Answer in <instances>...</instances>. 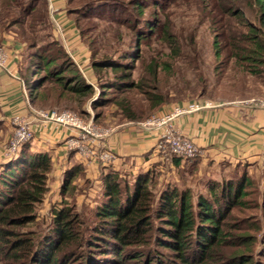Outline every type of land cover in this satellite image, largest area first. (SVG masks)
Instances as JSON below:
<instances>
[{
  "label": "trees",
  "instance_id": "1",
  "mask_svg": "<svg viewBox=\"0 0 264 264\" xmlns=\"http://www.w3.org/2000/svg\"><path fill=\"white\" fill-rule=\"evenodd\" d=\"M101 1L99 7L113 5L109 4L111 0ZM146 1L150 0H136L127 4L129 12L125 10L131 15V28L143 31L137 33V40L146 37V28H157L154 22L143 19L149 4ZM233 1L213 0L218 10L240 21L236 27L228 23L226 29L215 34V55L220 58L226 51L245 71L261 76L264 0H248L255 21L246 18ZM83 10L88 17L87 13L91 17L98 13L94 6ZM79 33L86 45L84 33ZM166 37L172 46L176 45L173 35L166 32ZM86 46L91 82L58 41L53 39L45 46L33 41L31 59L25 66L21 61L30 104L50 99L51 94L43 91L48 82L57 85L58 100L74 98L82 108L97 91L91 109H96L99 98L115 100L104 98L105 91L123 92L137 86L132 80L133 63L115 62L112 57L94 58L90 46ZM136 48L130 46L119 59H134ZM156 71L154 67L152 75L156 76ZM109 73H113L112 79ZM32 83L37 89L35 96ZM118 106L128 116L127 121H138L127 100L119 101ZM87 111L85 107L83 112ZM100 116L94 114V120ZM29 143L0 166V264H264V172L252 177L246 165L232 168L220 179H209L208 193L196 196L190 187L179 188L171 182L161 186L156 180L158 175L151 171L139 175L133 185L107 173L93 222L83 218L75 203L63 202L51 211L49 228L37 231L30 226L38 221L36 208L49 191L54 164L47 153L31 150ZM81 170L76 165L64 172L60 194L77 189L73 180Z\"/></svg>",
  "mask_w": 264,
  "mask_h": 264
},
{
  "label": "rangeland",
  "instance_id": "2",
  "mask_svg": "<svg viewBox=\"0 0 264 264\" xmlns=\"http://www.w3.org/2000/svg\"><path fill=\"white\" fill-rule=\"evenodd\" d=\"M57 1L0 0V46L5 47L11 56L8 46L18 45V56L25 66L35 51L30 47L33 41L44 46L50 44L53 39L59 42V38L64 36L62 23L69 19L71 21L68 22L78 26V34L80 31L84 33V41L90 46L94 58L112 57L115 62L133 63L132 80L137 86L123 92L109 89L105 91L107 95L104 98L115 100L104 101L99 98L98 108L91 109L90 104L97 98V91L82 108V104L74 98L58 100V89H55L57 85L48 82L43 91L51 94V97L47 102L39 101L37 108L82 113L85 116H82L83 118L93 120L97 130L105 131L127 122L128 116L126 113L123 115L118 106V102L123 99L127 100L129 110L137 117L138 121L135 122L139 123L176 104L192 101L209 102L212 106L218 103L248 102L262 107L264 74L256 76L248 73L237 65L235 59L228 56L226 51L220 58L215 55V34L226 29L228 23L232 22L236 27L240 21L218 10L213 0H156L157 4H154L153 0L146 1L149 4L145 8L143 19L154 22L157 28L154 31L146 28V37L142 40H137V33L143 31H138L136 27L133 30V23L129 21L131 15L125 13V10L130 11L127 4L136 0H111L109 4L114 6L109 7H99L101 0H64L61 14V10H56ZM233 3L236 8L241 9L246 18L255 21L248 0H234ZM119 5L122 6L118 7ZM90 6H94L95 11H98L97 14L94 13V17H91L90 13H87L90 17L83 13V8ZM62 14H66L68 19H64ZM166 32L174 36L175 46L168 41ZM56 34L60 37H56ZM224 42L221 41L222 44ZM130 46L137 47L135 58L119 59ZM154 67L157 70L156 76L152 75ZM108 77L112 79L113 73H109ZM32 85L31 91L35 96L37 89L34 83ZM85 107L88 114L83 112ZM97 113H101V116L95 121L94 114ZM12 132V126L9 131L0 111L1 163L7 161L3 150L8 145ZM201 171L197 158L187 159L183 169H179L176 174L179 181L174 182L176 177L169 180L179 188L190 187L195 196L199 193L207 194L209 178L206 170L203 174ZM157 177V182L161 186L165 185L166 180L161 172ZM258 181L261 184L260 176ZM91 184L88 180L80 181L75 184L77 189L69 191L66 195L49 189L44 201L36 208L38 221L30 228L37 231L49 228L51 211L62 206L63 202L75 203L83 218L93 222L95 208L101 202L102 191L92 188ZM88 193H91V198ZM57 197L59 201H53Z\"/></svg>",
  "mask_w": 264,
  "mask_h": 264
},
{
  "label": "crops",
  "instance_id": "3",
  "mask_svg": "<svg viewBox=\"0 0 264 264\" xmlns=\"http://www.w3.org/2000/svg\"><path fill=\"white\" fill-rule=\"evenodd\" d=\"M57 4L56 10L59 9V13H63L64 0H58ZM64 19H68L66 14ZM68 21L71 20L62 23L64 36L61 38L56 34V37H60L62 47L91 82L89 79H92L93 75L90 69V53L74 23ZM12 46H8L12 54L7 68H0V111L9 131L13 115L24 114L34 118L26 101L27 91L22 75V62L18 56L19 46ZM31 106L39 109L36 104ZM34 119V123L42 121L44 126L42 129H35V136L29 144L31 150L47 153L51 157L54 167L49 175L48 186L51 191L59 194L64 172L76 165H80L82 170L73 183L88 180L92 183V188L102 191L103 176L107 173H112L120 180L133 185L141 174L147 175L151 171L152 175H159L161 172L169 183V179L177 176L187 160H174L164 153L157 152V129L145 128L139 122L127 121L112 129L103 130L98 140L100 145H106L113 150L116 159L108 165L89 166L79 154L65 146L66 138L73 135L75 130L41 118ZM173 126L192 138L200 148L198 164L202 174L206 170L209 179H220L232 168L243 165L247 166V172L252 177L264 172V107L248 102L218 103L178 116L173 121ZM1 155L2 153L0 157ZM3 162L0 161V166ZM174 180L178 182L179 178ZM88 194L91 198V193ZM56 200L59 201L58 197L53 201Z\"/></svg>",
  "mask_w": 264,
  "mask_h": 264
},
{
  "label": "built area",
  "instance_id": "4",
  "mask_svg": "<svg viewBox=\"0 0 264 264\" xmlns=\"http://www.w3.org/2000/svg\"><path fill=\"white\" fill-rule=\"evenodd\" d=\"M10 59L9 51L0 46V68L6 69ZM80 68V66H79ZM81 70V68H80ZM82 71V70H81ZM26 101L33 112L34 118H41L44 121H51L59 126L75 130L65 140V146L73 150L87 163V165H108L116 159V154L106 145H100L98 140L103 131L97 130L90 118L85 119L71 110H41L34 109L29 101L26 92ZM212 106L209 102H187L176 104L169 109L162 110L140 124L145 128L157 129L156 150L166 155L177 156L183 159H193L201 155L200 148L194 140L182 132L176 130L173 121L180 115L196 112L202 108ZM264 107V102L261 104ZM30 115L15 114L11 118L13 128L12 137L3 150L6 159L13 158L21 147L31 141L35 136V129H42L44 123Z\"/></svg>",
  "mask_w": 264,
  "mask_h": 264
}]
</instances>
